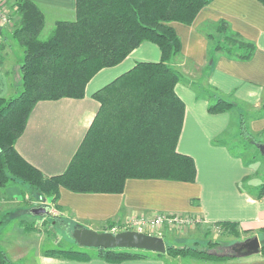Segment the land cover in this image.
<instances>
[{"label":"crops","instance_id":"crops-1","mask_svg":"<svg viewBox=\"0 0 264 264\" xmlns=\"http://www.w3.org/2000/svg\"><path fill=\"white\" fill-rule=\"evenodd\" d=\"M30 1L43 14L44 29L52 31L57 22L75 20V0ZM16 21L11 13L9 23L0 27V98L4 99L21 92L22 50L19 47L16 56L11 39ZM221 22L254 46L249 60H233L213 51L212 42L221 40L216 33ZM170 26L181 42L180 56L170 63L181 73L174 92L184 104L177 152L193 160L195 181L131 179L125 182L121 194H75L60 188L54 204L57 221L107 233L123 228L134 217L180 215L199 220L195 227L188 228L190 231L216 223H233L246 235L258 237L264 231V197L258 198L264 177L256 180L254 166L243 154L231 149L234 140L229 143L228 139L239 136L238 123L242 120L251 137L264 144V4L260 0H213L199 11L192 24ZM159 61V49L143 42L120 64L99 71L86 85L84 98L38 102L14 144L16 152L47 178L63 174L98 112L99 104L92 95L137 63ZM217 98L231 103L232 109L209 114L208 106ZM241 111H248L246 119ZM23 194L20 187L0 189V229L4 228L0 244L8 250L10 245L23 244L30 234L21 223L36 225L46 218L31 213L37 206H25ZM109 224L114 227L108 230ZM60 227L64 228L62 224ZM7 235L12 239L8 241ZM143 254L148 258L116 264H264L260 254L224 262ZM25 258L24 261L29 260ZM31 262L113 264L97 257L87 261L55 258L40 251L35 252Z\"/></svg>","mask_w":264,"mask_h":264},{"label":"trees","instance_id":"trees-1","mask_svg":"<svg viewBox=\"0 0 264 264\" xmlns=\"http://www.w3.org/2000/svg\"><path fill=\"white\" fill-rule=\"evenodd\" d=\"M8 1L17 18L11 39L22 50L21 92L14 98H0V189L22 188L26 191L24 205L29 206L31 198L24 199L27 193L56 203L60 188L75 194H121L131 179L195 181L193 160L177 152L184 104L174 92L181 73L170 63L180 56L181 42L170 24H192L213 0H75V20L57 22L45 40L41 39L44 17L38 6L30 0ZM260 2L264 4V0ZM216 33L221 40L212 42L214 52L239 61L253 56L254 46L226 23H219ZM143 42L159 49L160 61L137 63L92 95L99 104L98 112L63 174L47 178L19 156L14 144L38 102L84 98L86 85L99 71L120 64ZM231 109V103L217 98L207 111L215 115ZM239 127L244 140L263 144L248 134L242 120ZM262 197L264 183L258 193ZM53 218L55 225L63 224ZM21 224L25 231L33 228ZM113 227L109 224L107 229ZM212 227L226 231L237 224ZM260 244L264 257V244ZM95 252L94 257L113 264L148 258L124 250ZM220 254V244L208 242L204 249L166 246L164 255L154 256L202 262L231 259ZM44 255L77 261L93 258L74 248L49 250ZM0 264H8L1 251Z\"/></svg>","mask_w":264,"mask_h":264},{"label":"rangeland","instance_id":"rangeland-1","mask_svg":"<svg viewBox=\"0 0 264 264\" xmlns=\"http://www.w3.org/2000/svg\"><path fill=\"white\" fill-rule=\"evenodd\" d=\"M11 1H7V8L8 11H10ZM9 16L12 12H8ZM50 30L45 28L41 34V39L45 40L49 34ZM13 43V42H12ZM16 45V46H15ZM15 47V54L18 56V50L19 46L14 43ZM22 60V57H21ZM244 114L245 119L247 118L248 111H241ZM240 122L238 123V129H239V136H240ZM249 134V132H248ZM250 135V134H249ZM238 134L233 135L229 140V143H231V149L235 151L236 153H240L244 155L245 160H248L251 162V164L254 166V170L257 172L256 180H262L261 178L264 177V158L261 157L259 151L256 149L255 145L252 143H249L248 141L244 140L241 136L239 137ZM251 136V135H250ZM261 177V178H260ZM13 185H10L12 187ZM9 187V186H8ZM16 188H19L18 186H13ZM19 191V190H18ZM20 192V191H19ZM23 193L25 194L26 191L23 190ZM31 198V202L29 206H35L38 205V203L44 204L46 207L48 206L54 215H57L54 208V204L52 203L50 199L44 200L37 197H32L30 194H26L24 196V199ZM20 198V195H19ZM24 203V201H23ZM39 207V206H37ZM16 214H14V217ZM12 217V215H11ZM54 216L46 217L45 220L38 223V224H32L33 228L31 230H28L30 233L26 237V241L23 244L20 245H10L9 250L7 246H3L0 244V246L3 248L0 251L4 253V255L8 259V264H32L31 259H33V255L35 252H46L49 250L54 249H79L81 251H85L90 253V256L94 257L97 255L95 252L96 249H87V248H81L76 247L74 244V241L71 238V232L74 229V227H69L65 224V222H62L63 227L61 228V225H53V218ZM56 217V216H55ZM11 219H8L7 223L10 225ZM65 224V225H64ZM125 226V225H124ZM77 228H80L76 226ZM192 228V227H191ZM76 229V228H75ZM231 230L222 231L219 228L207 226V227H200L197 230H192L187 228L183 229H158L154 232V236L160 237L163 239L165 247H176V248H182V247H194L196 246L199 249H204L206 244L208 242H218L220 244L221 253H229L227 248L230 245H233L234 243H238L241 241H244L247 238L253 237L246 235L244 232H242L238 227L230 228ZM4 230V228L0 229V233ZM125 231L123 228H115L111 230L108 233H118ZM153 235V232H151ZM8 236V235H7ZM259 237V236H258ZM6 239L11 240L12 237L8 236ZM260 242L264 244V234L260 235L259 237ZM4 242V241H3ZM222 248H225L226 250L222 251ZM128 251V253H147L143 251H137V250H124ZM14 253L16 255H14ZM23 257V258H22ZM29 259V260H25Z\"/></svg>","mask_w":264,"mask_h":264},{"label":"water","instance_id":"water-1","mask_svg":"<svg viewBox=\"0 0 264 264\" xmlns=\"http://www.w3.org/2000/svg\"><path fill=\"white\" fill-rule=\"evenodd\" d=\"M261 157L264 158V145L255 144ZM49 208L37 207L31 210L36 216L47 217ZM71 238L75 244L81 248L104 249V250H137L155 255H164L166 247L162 238L135 231H122L112 233H96L86 228H76L71 232ZM226 250L222 248V251ZM227 250L229 253L220 254L221 257L232 259H243L259 255L261 244L258 237L253 236L244 241L230 245Z\"/></svg>","mask_w":264,"mask_h":264},{"label":"built area","instance_id":"built-area-1","mask_svg":"<svg viewBox=\"0 0 264 264\" xmlns=\"http://www.w3.org/2000/svg\"><path fill=\"white\" fill-rule=\"evenodd\" d=\"M8 0H0V27H4L9 23L10 16L7 8ZM39 207H46L42 203H38ZM49 215L55 216L52 210L49 208ZM199 223L198 219H194L187 216L180 215H156L153 218L147 219L144 217H134L132 218L124 227L125 231H135L139 233L150 234L154 230L158 229H183L195 227Z\"/></svg>","mask_w":264,"mask_h":264}]
</instances>
